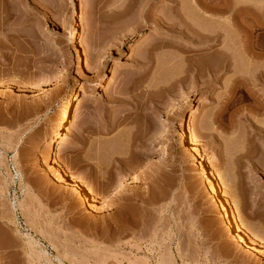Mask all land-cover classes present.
Instances as JSON below:
<instances>
[{
  "label": "rangeland",
  "instance_id": "1",
  "mask_svg": "<svg viewBox=\"0 0 264 264\" xmlns=\"http://www.w3.org/2000/svg\"><path fill=\"white\" fill-rule=\"evenodd\" d=\"M196 1L0 0V264H264V28Z\"/></svg>",
  "mask_w": 264,
  "mask_h": 264
},
{
  "label": "bare ground",
  "instance_id": "2",
  "mask_svg": "<svg viewBox=\"0 0 264 264\" xmlns=\"http://www.w3.org/2000/svg\"><path fill=\"white\" fill-rule=\"evenodd\" d=\"M172 1L174 2V0H172ZM247 1L250 2V0H209V2H207V0H197L196 1V3H197L196 5H197L198 8H197V11H196V9H195V11L198 13L199 18H202L201 21L203 20V21H205V23L207 21L210 22L211 24H217L218 23L221 26H223V29L224 28H227V29L228 28H230V29L231 28L232 29L233 28L243 29L245 31V34H247V37L245 36V40L246 41H249L251 39L250 38L251 36H250V33H247V31H248L247 28H249L251 26H253V27H255V28L259 29V30L262 29V28H264V8H263V6L260 7L261 5H258V4H257L258 6L256 4H253V5L250 4V6H249V3H248V5L246 4ZM252 2H254V1L252 0ZM257 3H259V2H257ZM175 4L179 5L180 2L177 1V3H175ZM177 14H178V18L175 19L174 21L171 20L172 21L171 24H174L175 23L176 26H178L180 28V30L183 29V31H182L183 35H185L187 37L188 41L191 44L194 43V42H196V41L198 43L199 42L200 43L209 42L210 44H215V43H217V41L220 40L221 35L223 33H225V35L227 34V32H224V30H222L221 28H220L221 30H219L218 27L216 29L213 25L212 26L215 28V30H213V29L212 30H208L206 28L207 26H203L202 25L203 24L202 22L201 23L196 22L193 19V17H192V19H193L192 20L188 16V13L186 12L185 9L184 10H181ZM175 17H176V15H175ZM209 25L210 24H208V26ZM210 27H211V25L209 26V28ZM173 28H174V26H173ZM241 33H243V32H241ZM226 47H224V48L226 49ZM222 53H223V51H222ZM208 63H209V61H208ZM79 103L81 104V102L78 101V104L76 105L77 108L79 107L78 106ZM67 113H68V108L63 112V114L61 116V119L59 120V122L57 124V127H56V129L54 131L53 136L48 141H46L47 142V145H46V148L47 149L46 150H48L49 153H52V151H53V144L55 142H58V141L61 142L62 141L61 140V129L63 128L64 122L67 119ZM190 139H191L190 144L192 146L191 149H193V151L195 152L196 156L199 158V161H200V165H199L200 168H201L200 171H201V173L204 174L203 176L206 178V181H208L209 186H210L209 188L211 189V191L213 192V194H216L217 189H216L215 184L213 183L214 174L211 173V172H209L207 170L205 160L202 158V154L200 152V144H199L200 141H198L196 139V137L195 138L194 137H191ZM59 161H60V159H59ZM52 163H53L52 166H51V167H53L52 169H55V168L58 167V162H57V160L55 158H54V162H52ZM68 172H69V170H68ZM60 173H62L64 176L67 177V181L72 186V188H73L74 191L79 192V193L80 192L83 193V190L84 189L82 188L83 185H81V183H79L80 180L78 181L77 178L74 177V175L68 174L67 172H63L62 171ZM116 188H117V190L120 191L122 189V186H120V185L117 184L116 185ZM83 195H84V193H83ZM85 199H86V196H85ZM218 203L220 204V208H221V212H222V214H221L222 217L225 219V222L232 228V231H233V234L232 235H234L235 237H237L240 241L246 242L248 244V246H249L250 249H252V248L253 249L254 248H259V246H257V244H256L257 242H255L254 240L248 239L246 237L247 235L244 233L243 229L241 228L242 225L240 226V225L235 224L233 222V220H232V218L230 216V212L228 210V207H227L225 201L220 198L219 201H218ZM227 224H225V225H227Z\"/></svg>",
  "mask_w": 264,
  "mask_h": 264
}]
</instances>
